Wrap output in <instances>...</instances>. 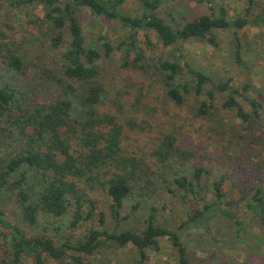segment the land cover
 Instances as JSON below:
<instances>
[{"label":"trees","instance_id":"16d2710c","mask_svg":"<svg viewBox=\"0 0 264 264\" xmlns=\"http://www.w3.org/2000/svg\"><path fill=\"white\" fill-rule=\"evenodd\" d=\"M164 1L140 0L142 14L131 16L124 0H0V14L33 12L28 22L39 30L36 44L44 36L52 50L64 46L55 68L45 69L40 46H27L0 26V192L14 198L29 225L70 214V231L58 241L45 229L29 232L0 208V264H119L125 249L135 264H152L149 251H161L163 239L175 248L178 264H193L180 234L163 218L168 207L185 208L184 225L216 209L235 236L244 230L242 214L264 224V107L252 84L235 85L192 66L186 81L181 61L160 60L152 75L162 85L164 107L173 103L191 116L158 137L150 156L124 145L128 130L148 129L139 112L155 110L141 91L134 100L112 97L98 60L114 47L106 41L102 54L88 45L80 19L85 10L129 30H155L164 45L197 40L216 47L219 30L264 26V6L247 17L258 0H248L246 16L232 20L224 7L197 15L179 9V17L168 20L157 11ZM122 44L125 65L144 69L140 54H128L137 45L132 35ZM233 45V57L243 63L239 37ZM108 102L115 112L104 109ZM194 122L215 134L213 155H199L183 130Z\"/></svg>","mask_w":264,"mask_h":264},{"label":"rangeland","instance_id":"374dc122","mask_svg":"<svg viewBox=\"0 0 264 264\" xmlns=\"http://www.w3.org/2000/svg\"><path fill=\"white\" fill-rule=\"evenodd\" d=\"M263 6L264 0H258V4L251 8L247 17L252 19ZM211 7L216 10L224 7L227 18L232 20L246 16L248 0H165L157 11L170 20V14L176 18L179 17V9L188 15H197ZM122 8L131 16H140L143 12L140 0H124ZM32 15L33 12L29 9L11 8L9 12L2 9L0 26L14 38L25 42L27 46H40L42 59L39 60V64L44 65L45 69L55 68L64 46L52 50L44 36H41L39 44H36L34 34L39 30L28 22ZM80 19L88 45L96 47L102 54H104L106 41L114 47L110 56L104 55L98 60L101 67L99 77L112 97L118 98L122 95L121 98L124 101L134 100L141 91L144 102L154 107V113L145 114L143 110L139 112L140 116H146L150 122L145 132L128 130L125 133L123 142L131 152L150 156L158 137L169 130L179 129L183 126L184 118L191 116L190 112L178 109L173 103H170L168 108L164 107L166 103L162 85L152 75L160 60L181 61L185 72L183 80L186 81L192 79L188 69L192 66L196 69H205L215 75L232 78V83L235 85L250 83L254 86V95L262 101L264 107V26L248 23L237 32L234 29L219 30V44L214 47L197 40L164 45L158 39L155 30H129L120 20L106 19L94 15L89 10H85L80 15ZM128 33L137 44L133 51H128V54L133 59L140 54L143 58L139 60V63L144 69L136 68L135 65L128 67L124 63L126 49L122 42ZM235 36L239 37L242 43L243 63H238L233 57ZM120 91L125 93H118ZM104 109L116 111L113 102H108ZM130 110L128 107L131 113ZM183 130L193 140L199 155L207 153L213 155L212 140L215 134L212 135L205 124L194 122V125L187 126ZM232 153L236 157L239 155L237 148ZM219 173V168L215 167L214 174ZM97 197L102 199L99 193ZM0 208L5 210L11 221L20 224L29 232H40L45 229L49 235L59 241L70 231V214L61 217H41L36 225L25 223L19 206L7 192H0ZM99 210L107 211V208L99 205ZM242 216L244 230L240 236L232 233L231 225L216 209L186 225L183 224L186 220L185 208L181 206L173 209L168 207L163 218L180 234L193 264H264V224L250 212ZM82 230L84 227L76 232L79 234ZM161 246V251H149L152 264H178L176 250L170 242L163 239ZM117 258L119 264H135L132 253L128 249L120 251Z\"/></svg>","mask_w":264,"mask_h":264}]
</instances>
